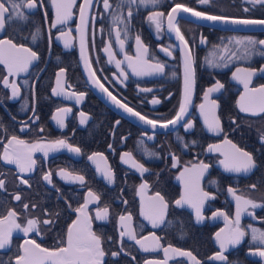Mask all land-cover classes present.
Returning a JSON list of instances; mask_svg holds the SVG:
<instances>
[{
	"label": "flooded vegetation",
	"instance_id": "flooded-vegetation-1",
	"mask_svg": "<svg viewBox=\"0 0 264 264\" xmlns=\"http://www.w3.org/2000/svg\"><path fill=\"white\" fill-rule=\"evenodd\" d=\"M83 0H76L72 9V17L66 24L50 28L55 18V10L50 0H44V7L33 10L28 21L12 22L6 25L0 32V39H12L13 43L31 48L38 54L28 71L10 76V81H15L21 88V96L15 100L9 99L11 90L5 88L0 82V156L3 154L7 138L16 135L28 144L45 143L56 139H65L74 147H79V154L61 148L49 152L45 157L43 152H35L33 159L36 164L29 173H19L15 164H7L0 159V179H5L7 191H0V217L6 216L9 209L23 212L22 202L15 201L13 194L22 195L23 202L35 203L38 207L30 213H23L18 222L25 223L27 218L43 217V209L50 213H58L59 217L52 215L55 223L51 226H40L39 235L35 233L25 237L20 231H14L9 248L0 250V264H15V258L21 254L19 246L25 239H35L43 247L55 248L59 240L65 235L68 224L76 219V213L72 209L84 203L87 193L91 190L99 200L93 201L88 206V214L92 219L93 230L97 234L111 237V241L104 244L109 253L105 257L107 264H145L147 260L160 261L162 264H190L186 257H180L171 251L167 257L164 248L171 245L193 254L202 264H225V262L209 259L219 251L215 233L225 229L221 235L226 236L233 228L236 214V199L227 191L232 187L236 195L243 198H251L257 202L264 198V143H261V135L264 134V113L251 115L239 110L240 97L245 95L243 83L233 78L237 68L255 69L251 77L250 89L264 86V55L260 54L264 46H258L256 52L245 57L243 45H236L230 38L264 39V29H229L197 22L188 13L178 16V26L189 43L193 56L194 84L191 93V102L187 106L184 121L193 123V128L186 130L184 121L175 126L169 125L167 129L157 127L154 139L147 136L153 134L150 126L145 125L137 118L117 108L99 88L95 87L89 79L81 58V26L79 5ZM115 6L116 0H110ZM175 3H183L198 11H206L210 14H225L235 17L264 18V7L242 3V0H211L210 4L201 5L197 0H159L156 5H131L133 16L128 24L127 34L124 33V24L114 25L109 13H105L102 2L94 3L91 13L88 14V24L84 29L85 54L89 57L97 77L101 79L105 87L116 95L122 102H127L129 107L139 111L150 119L166 121L172 119L179 110L180 101L184 92V68L181 42L176 38L175 31H169L167 13ZM129 5L126 0L122 3L121 12L126 16ZM244 7L251 10L243 12ZM47 11L48 19L44 18ZM152 11L163 12L164 17H155L149 20ZM99 14H103V19ZM96 15L95 21L91 16ZM183 17V18H181ZM161 24L158 31L156 23ZM103 27V31H101ZM40 29L36 40L32 34ZM116 30H120L123 48L116 40ZM66 33L61 37L60 33ZM139 35L141 43L148 49L144 57L149 63H161L165 66L163 73L136 76L128 67L126 56L135 58L138 45L136 36ZM59 37V39H58ZM206 38L201 43V38ZM65 41L68 47H65ZM112 44L114 56L110 57L104 48ZM227 47L236 51L237 55L225 61L220 57H227L229 53L224 51ZM167 48L172 55H167L162 49ZM116 60H120L121 68L116 67ZM212 61L213 63H209ZM219 62L220 66H214ZM65 69L60 77L63 92L59 96L52 94V88L57 87V73ZM123 70L127 79L120 76ZM8 75L7 68L0 64V77ZM241 79L247 78L245 72L237 73ZM224 84L219 91L209 93L205 100V93L216 82ZM151 89V91H142ZM85 93L83 100L77 103L72 93ZM247 97L253 98L252 103L258 107L261 103L260 94L249 92ZM25 99L28 101V110L22 111L21 107ZM153 99L159 103L153 104ZM211 100L216 101L215 112L221 120L223 131L217 135L209 132L204 123V115L201 114L200 105L204 104V113L211 119L213 106ZM248 102L247 98L246 101ZM38 120H33L32 108ZM58 108L71 109L62 113L65 126L59 127L52 119ZM83 112L88 119L84 124L80 123ZM12 117L16 119L13 120ZM235 118L236 124L231 123ZM119 121V124H116ZM30 125L29 130L21 132L23 123ZM43 128L41 132L40 129ZM147 133V136L145 135ZM181 138V139H178ZM231 140L237 147L250 152L257 164L249 173L229 172L220 163L225 158V153H232L231 145L224 140ZM141 141L143 143H141ZM194 142V143H193ZM210 144L220 145L219 151H208ZM111 145V148L109 147ZM185 145H187L185 147ZM125 152L132 153L133 159L144 164L149 169L141 174L133 168L131 162L124 163L121 156ZM148 152H155L156 156H149ZM93 153H101V157H88ZM170 153L178 157L179 165L172 167ZM127 159V157H125ZM201 161L210 167L199 177V184L195 182L197 168ZM99 166V168L97 167ZM187 167L191 171L185 173L184 180L177 179L183 169ZM61 169L85 177V183L68 182L62 179L58 173ZM111 170L114 174V182L109 183L104 178V172ZM51 172L52 184L42 179L44 173ZM29 179L28 185L19 183V177ZM191 178V180L189 179ZM188 182V191L195 194L198 189L214 196V199H206L201 209L204 219L197 222L195 209L188 204L177 206L175 200L185 194V183ZM147 183L148 187L141 190L140 185ZM252 184L257 189H252ZM54 185V186H53ZM59 190V191H58ZM156 192H160L168 202L169 207L166 222L157 228L141 215V203L145 209L153 201ZM127 201V203H123ZM108 207L109 212L105 220L95 219L98 209ZM223 212L224 216L213 217V212ZM253 215L243 213L241 215V227L245 228L248 235L241 244L229 245L225 255L227 264H264V258L249 255L253 248L251 241V229L264 231V208L252 209ZM131 214L129 223L136 232L137 238L148 236L144 244L150 249L155 248V241L151 234L160 237L159 248L143 251L134 241L124 239V249L117 257H112V251H119L120 215ZM251 227H248V226ZM127 253V254H125ZM135 257V260L132 257Z\"/></svg>",
	"mask_w": 264,
	"mask_h": 264
},
{
	"label": "snow or ice",
	"instance_id": "snow-or-ice-1",
	"mask_svg": "<svg viewBox=\"0 0 264 264\" xmlns=\"http://www.w3.org/2000/svg\"><path fill=\"white\" fill-rule=\"evenodd\" d=\"M52 7L55 10V18L52 21L50 28H56L58 25L66 24L69 19H71L73 13L72 9L76 5V0H50ZM102 2L103 9L105 13H109L112 18V23L114 25L124 24V33L127 34L128 24L130 23L133 11L131 5L139 3L140 5L147 6L148 4L156 5L159 0H126L129 5L127 15L125 16L121 12L122 3L124 0H116L115 6L110 3V0H83V2L79 5V15L81 26L78 28V31L81 33V58L85 65V70L89 74V79L92 84L99 88L102 92L106 93L107 96L111 99L112 103L119 109H122L124 113L129 114L132 117L137 118L139 121L143 122L145 125H148L153 130V134L147 136L149 140L154 139L155 130L157 127L161 129H167L169 125L175 126L178 122L184 121L185 113L187 112V106L191 102V92L192 85L194 84V69H193V56L192 50L189 47L188 41L185 39L184 34L181 32L180 27L178 26V16L181 13H188L191 17H195L199 20H205L212 22L213 24L219 23L222 25H237L244 27H254V26H264V18H249V17H235L225 14H210L206 11H198L192 7L186 6L183 3H175L171 8V11L167 13V21H168V29L169 31H175L176 38L181 42L183 46V68H184V92L183 98L179 104V110L176 112L175 116L172 119H168L166 121H161L158 119H150L146 115H142L139 111L134 110L132 107H129L127 102H122L121 99H118L116 95H113L111 91L107 87H105L104 83L101 82V79L97 77L96 71L93 69L92 64L89 60V57L85 54V44H84V29L88 24V14L91 13V10L94 7V3ZM198 4L207 5L211 3V0H197ZM244 4H250L253 7L256 5H260L264 7V0H242ZM44 7V0H0V32H3L6 28V25L12 22L20 21L27 22L29 19V15L32 14L33 10H37L38 8ZM243 12L247 13L251 9L249 7H244ZM100 18L103 19V14H99ZM163 12L152 11L150 12L148 19L151 21L155 17H164ZM44 18L47 21L48 14L47 11L44 12ZM97 18L96 15H92V21H95ZM183 18V17H181ZM156 29L159 31L161 28V24L159 22L156 23ZM101 31H103V27H101ZM40 33V29L37 28L35 33L32 34V39L35 41L38 34ZM61 37L65 36L66 33L61 32ZM116 40L120 44V47L123 48L124 41L121 39L120 30H116ZM59 39V37H58ZM136 43L138 45L137 56L135 58L131 56H126L125 59L128 61V67L132 69V72L136 76L143 75H151L154 73H163L165 66L161 63H149L147 59L144 57L147 55L148 49L144 47L141 43L140 36H136ZM234 43L236 45H243V53L245 57L251 56L254 54L258 48V46H264V39H253L252 37H245L243 39H235L230 38L229 44ZM206 38H201V43H205ZM65 47H68V42L65 41ZM166 52L167 55H172L171 51L167 48L162 49ZM104 51L109 54L110 57L114 56L112 52V44L109 42L108 46L104 48ZM224 51L229 53L227 57H220V61H225L224 66H227L226 61L230 60L233 56L237 55L236 51H232L229 48L225 47ZM261 55H264V50L260 51ZM38 59V54L36 51H33L31 48L24 47L23 45H17L13 43L12 39H0V64H3L7 68L8 75L0 77V82L3 83L5 88L11 90V95L9 99H17L21 96V88L16 84V82L10 81L9 77L17 75L21 72L28 71L29 65ZM116 67L118 69L121 68V61L116 60ZM209 63H213L209 61ZM214 66H220V63H215ZM255 69L249 68H237L236 72L233 73V78L240 80L244 85L245 95L240 97L239 102V110L242 113H249L251 115H259L264 113V86L260 88L250 89L249 84L251 82V77L255 74ZM261 72H264V68L260 69ZM65 69L61 68L57 73L56 84L57 87L52 88V94L55 96H59L63 92V87L61 86L60 77L64 74ZM245 72L247 74V78L241 79L237 73ZM120 76H123L127 79L126 73L121 70ZM224 88V84L219 81L216 82L214 87H211L205 93V100H208L209 93L219 91ZM142 91H151V89H142ZM249 92L259 93L261 103L258 107H255L252 103L253 98L247 97ZM75 96L77 103L83 100L85 93H72ZM246 98L248 102L246 101ZM153 104L159 103V100L153 99ZM210 104L213 106V110L211 113V119H209L208 115L204 113L205 105L201 104V114L204 115V123L207 126L209 132L219 135L223 129L221 126V120L219 116L216 115L215 106L216 101L211 100ZM22 111L28 110V101L25 99L24 104L21 107ZM33 111V122L38 120L39 117L35 114V108H32ZM71 109L68 108H58L56 110L57 114L52 116V119L57 123V125L61 128L65 126L64 118L62 113L70 112ZM81 120L80 123L84 124L88 117L81 112ZM15 120V117H12ZM232 124H236L235 118L231 119ZM116 124H119V121H116ZM184 126L186 130H190L193 128V123L190 121H184ZM30 125L28 123H23V126L20 128L21 132H25L29 130ZM43 131V128L40 129ZM178 139H181L178 137ZM261 143H264V134L260 137ZM141 143H143L141 141ZM194 143V142H193ZM224 143L231 145V148L234 150L232 153H225V158L220 161V163L224 166V169L229 172H243L249 173L254 168L257 167V164L254 160L253 155L244 151L243 149L237 147L236 144L232 143L231 140L225 138ZM187 145H185L186 147ZM111 148V145H109ZM61 148H67L68 151L79 154L81 149L79 147H74L69 144L65 139H56L53 141H48L45 143L36 142L32 144H28L25 140L19 138L16 135H12L10 138H7V144L4 145L3 154L0 156V159L7 164H15L19 173H29L33 170V166L36 164V160L33 159V154L35 152H43L46 157L49 152L56 151ZM219 151L220 145L210 144L208 146V151ZM149 156H156L155 152H148ZM101 153H93L88 157L89 160H93L94 157H101ZM172 159V167L177 168L179 165L178 157L175 154L170 153ZM127 157V159H125ZM121 159L124 163L131 162L133 168L137 169L141 174L148 172L149 169L144 166L142 163H138L132 157V153L125 152L121 156ZM99 168V166H97ZM210 166L203 161H201L198 165H194L193 168H197L198 172L196 173L195 182L198 186L199 177L203 176L204 172ZM191 170L187 167L183 169L177 179L184 180L185 173H189ZM52 175L53 173L47 172L44 173L42 179L46 181L48 184H52ZM58 175L68 182H79L81 185L85 183V177L80 174H74V172H69L67 170L61 169ZM104 178L109 182H114V174L111 170L104 172ZM191 180V178H189ZM19 183L23 185L29 184V179L24 178L23 176L19 177ZM6 181L5 179H0V191H7L5 187ZM54 186V185H53ZM147 183H142L140 185V189L143 190L147 188ZM186 191L185 194L181 195V197L175 200V204L177 206H182L183 204H188L190 207L195 209V216L197 222H200L204 219L201 214V209L204 205L206 199H214L210 193L203 191L202 189H198V191L193 194L189 192L188 182L185 183ZM252 189H257L256 184H252L250 186ZM59 191V190H58ZM227 191L232 193L236 199V214L234 227L228 232V234L222 237V233L225 232V229H220V231L215 233L216 241L219 244V251L213 254L209 259L222 261L227 264L228 258L224 254L227 251L228 246H236L241 244L242 240L248 232L245 228L241 227V215L243 213H247L248 215H253L252 212L249 211V207L252 209L256 208H264V198H261L260 202H257L251 198H243L239 195H236L235 189L232 187H228ZM12 198L17 202H22L23 212L18 213L15 209H9L6 216L0 217V250H5L10 247L12 242V235L14 231H20L24 234L25 237H28L29 234L35 233L39 235L40 226H51L55 223V221L51 218L52 215H55L57 218L59 217L58 213L52 214L49 212L47 208L43 209V217H31L27 218L25 223L18 222L23 215V213H30L32 210L38 207L37 204L32 203L31 208L29 202L22 201V195L19 193L13 194ZM99 200V197L93 193L91 190L88 191L87 197L83 204L79 207L72 209L71 204H68V208L71 209L74 213H76V219L72 220L70 224H68L65 235L59 240L57 246L55 248L43 247L40 243H37L35 239H25L24 243L19 246L20 253L15 258V264H107L105 257L109 255V253L105 250L104 244L107 241H111V237H103L102 235L97 234L96 231L93 230L92 227V217L88 214V206L93 201ZM150 200L153 201L152 204L145 209L143 205V201L141 203V215L144 216L146 220H148L153 228H157L161 225H164L166 222L167 210L169 207L168 202L165 200V197L161 195L160 192H156L153 197H150ZM123 203H127V201H123ZM109 209L105 206L103 209H98L96 212L95 219L99 221H103L108 216ZM213 217L216 216H224L225 220L228 219L227 216L223 212H213ZM132 220L131 214L128 215H120V231H119V243L120 249L119 251H112L110 255L112 257L119 256L122 252H125L124 249V239L134 241L135 244L139 245L140 248L148 252L150 250H155V248H159V240L160 237L156 236L155 233L151 234V239L155 241V248H149L144 244V241L148 240V236H143L137 238L136 232L131 228L129 223ZM170 223V222H168ZM248 227H251L250 225ZM251 241L253 244V248H250L249 255L258 256L260 258H264V231H260L259 229L252 228L251 229ZM165 256L167 257L168 253L171 251L172 253L180 256L186 257L190 264H202V262L193 254L192 251L182 250L180 248H175L169 245L168 247L163 249ZM127 254V253H125ZM135 260V257H132ZM145 264H162L160 261L147 260ZM235 264H239V262H235Z\"/></svg>",
	"mask_w": 264,
	"mask_h": 264
},
{
	"label": "water",
	"instance_id": "water-1",
	"mask_svg": "<svg viewBox=\"0 0 264 264\" xmlns=\"http://www.w3.org/2000/svg\"><path fill=\"white\" fill-rule=\"evenodd\" d=\"M189 18H191V19H193V20H195L197 22H200V23H204V24H208V25H212V26H217V27H222V28L237 29V30H241V29H247V30L264 29V26L244 27V26H237V25H222V24H219V23L213 24L212 22H209V21L199 20V19H197L195 17H191V15H190ZM181 49H182V53H183V56H184L183 47H181ZM192 90H193V85H192Z\"/></svg>",
	"mask_w": 264,
	"mask_h": 264
}]
</instances>
